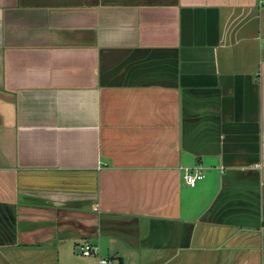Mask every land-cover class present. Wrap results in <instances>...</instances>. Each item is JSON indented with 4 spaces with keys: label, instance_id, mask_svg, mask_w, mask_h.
<instances>
[{
    "label": "crops",
    "instance_id": "obj_1",
    "mask_svg": "<svg viewBox=\"0 0 264 264\" xmlns=\"http://www.w3.org/2000/svg\"><path fill=\"white\" fill-rule=\"evenodd\" d=\"M114 255L264 264L259 0H0V264Z\"/></svg>",
    "mask_w": 264,
    "mask_h": 264
},
{
    "label": "built area",
    "instance_id": "obj_2",
    "mask_svg": "<svg viewBox=\"0 0 264 264\" xmlns=\"http://www.w3.org/2000/svg\"><path fill=\"white\" fill-rule=\"evenodd\" d=\"M259 7L264 9V0H259ZM183 178L186 184L192 188L196 187L198 183L205 178V174L201 166L183 168ZM81 253L83 256L89 257L99 253V246L91 243H85L81 246ZM117 261L111 259L99 258V264H116Z\"/></svg>",
    "mask_w": 264,
    "mask_h": 264
},
{
    "label": "water",
    "instance_id": "obj_3",
    "mask_svg": "<svg viewBox=\"0 0 264 264\" xmlns=\"http://www.w3.org/2000/svg\"><path fill=\"white\" fill-rule=\"evenodd\" d=\"M111 260L112 261H117L118 264H123L124 263L123 258L118 256V255H114L113 257H111Z\"/></svg>",
    "mask_w": 264,
    "mask_h": 264
},
{
    "label": "rangeland",
    "instance_id": "obj_4",
    "mask_svg": "<svg viewBox=\"0 0 264 264\" xmlns=\"http://www.w3.org/2000/svg\"><path fill=\"white\" fill-rule=\"evenodd\" d=\"M80 251H81V249H79ZM81 253V252H80ZM82 254V253H81ZM85 257V256H84ZM89 257H91V256H89Z\"/></svg>",
    "mask_w": 264,
    "mask_h": 264
}]
</instances>
